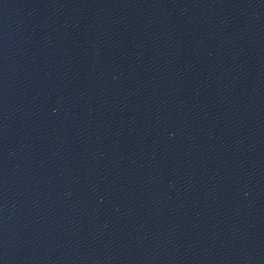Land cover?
Segmentation results:
<instances>
[{"label": "water", "instance_id": "water-1", "mask_svg": "<svg viewBox=\"0 0 264 264\" xmlns=\"http://www.w3.org/2000/svg\"><path fill=\"white\" fill-rule=\"evenodd\" d=\"M0 264H264V0H0Z\"/></svg>", "mask_w": 264, "mask_h": 264}]
</instances>
